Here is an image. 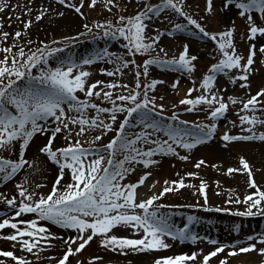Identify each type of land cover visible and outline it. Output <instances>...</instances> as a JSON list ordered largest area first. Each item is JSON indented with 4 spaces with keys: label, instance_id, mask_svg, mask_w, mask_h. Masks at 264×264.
Segmentation results:
<instances>
[{
    "label": "snow or ice",
    "instance_id": "1",
    "mask_svg": "<svg viewBox=\"0 0 264 264\" xmlns=\"http://www.w3.org/2000/svg\"><path fill=\"white\" fill-rule=\"evenodd\" d=\"M101 2L107 11L119 8L121 14L115 19L85 22L82 31L71 35L33 39L35 22L49 14L54 19L63 18L66 9L87 20L84 7L95 8L98 0H49L47 4L41 0L35 11L29 6L33 0L23 5L0 0V13L7 10V24H22L9 32L0 16V184L12 182L15 188L14 193L0 192V239L11 242L8 249L0 247V264H73L72 258L94 237L105 250L125 257L170 249L169 241H208L215 245L207 252L197 248L190 253L152 256L148 264H212L214 258L217 264H229L230 257L242 253L264 255V247H258L264 245V232L248 234L243 241L221 242L194 230L193 225L201 222L195 214H189L182 225L177 224L169 210L174 206L162 201L166 194L187 187L199 194L197 200L203 198L202 204L187 205L190 208L264 217V185L257 183L254 166L244 155H238L239 167H228L226 172L246 174V186L254 190L243 196L236 192L235 199L229 190L230 198L225 201L244 203V209L209 204L207 181L201 178L197 186L186 179L199 177L198 171L177 173L176 179H165L162 188L146 197L139 192L152 176L149 169L159 163L158 157L177 156L187 161L192 150L216 138L224 148L238 142L264 144V85L253 91L251 79L259 71L257 59L264 66V0H205L204 14L198 19L186 10L190 7L187 0H137L134 12L128 15L122 14L126 9L120 0ZM196 7L199 9V5ZM20 8L23 11H17ZM168 13L182 19L173 22ZM228 13H235L247 25L246 32L240 34L248 44L246 55L239 50L235 18L219 30L208 27L211 19L219 22L220 16ZM157 20L168 21L171 30L160 27ZM150 26L154 28L152 33L147 31ZM185 32L193 36L198 32L201 38L214 42L209 55L215 62L198 81L194 73L200 57L188 40L171 55L162 43L165 36L175 38ZM85 37L93 41L122 39L125 52L99 46L77 54L73 46ZM137 55L147 58L137 63ZM104 62L112 68L103 66ZM97 63H101L99 72L109 79H91L92 66ZM153 66L191 79L185 95L171 104L170 114L165 103L157 102L165 100L158 86L167 81L151 74ZM129 73L131 81L125 79ZM221 75L228 79L223 87L218 86ZM179 83L180 77L171 82L173 92L178 93ZM229 85L244 89V95L225 99L223 93ZM237 103L240 107H235ZM232 108L237 119L229 120V127L219 132L218 122L227 119ZM185 113H202L204 118L185 119ZM232 128L238 131L232 132ZM109 133L114 134L106 143L101 142ZM37 135L45 137L46 142L38 146L37 156L29 158ZM59 137L64 142L57 145L54 141ZM180 149L189 154H181ZM39 155L45 159H38ZM48 163L56 166L57 174L44 192L41 189L48 187ZM206 163L201 157L195 167ZM141 166L138 179H127ZM211 166L219 169L218 164ZM33 174L41 176L39 182L32 179ZM18 175L22 176L19 180ZM159 183L153 180L149 187ZM220 183L216 181L218 186ZM53 227L61 231H53ZM117 227L129 234H117ZM240 230V225H234L233 231ZM57 247L62 249L59 255H43ZM225 250L227 255H218ZM75 264L83 261L76 259ZM89 264L114 262L90 256ZM125 264L134 261L127 259Z\"/></svg>",
    "mask_w": 264,
    "mask_h": 264
},
{
    "label": "rangeland",
    "instance_id": "2",
    "mask_svg": "<svg viewBox=\"0 0 264 264\" xmlns=\"http://www.w3.org/2000/svg\"><path fill=\"white\" fill-rule=\"evenodd\" d=\"M41 0H33V4L29 5L33 7L34 11L39 8ZM49 0H44V3L47 4ZM142 2V0H141ZM152 3H157L158 0H151ZM11 3L16 4H27V0H11ZM120 3L124 5L126 9L122 14L128 15L134 12L135 6L137 4V0H120ZM188 5L190 7L186 9L190 11L195 18H199L200 15H203V9L205 7V0H187ZM197 5H199V9H197ZM55 7V5H53ZM18 11H23L22 8L17 9ZM66 15L63 18H52L50 22H35L31 28V35L33 39L37 37L40 39L46 38H54L59 35H71L75 31H82V24L85 22H91L96 19H115V17L121 14V9L113 8L111 12L107 11L103 7V3L101 0H98V4L95 8H89L87 5L84 7L83 11L86 13L87 20L85 18L80 17L78 14L74 13V10H65ZM51 15V14H49ZM48 15V16H49ZM169 18L173 22H180L182 18L177 17L174 13H168ZM219 15V14H218ZM0 16L4 17L5 20V30L9 32H13L17 27H22V24L17 25H8L7 24V10L3 13H0ZM230 18H235V24L237 29V43L239 45V50L243 52L245 55L247 53L248 44L245 39H241L240 34L246 32V23L235 16V13H228L227 15H221L220 21L218 22L216 19H211V22L208 24L209 29L219 30L223 27L224 23H227ZM156 24L160 25V27H166L171 30V26L168 21L157 20ZM149 33L154 31L153 27H149L147 30ZM188 40L191 45V49L193 52L199 53V59L196 61L197 69L194 73L197 81L201 77L202 73L207 70L211 63L215 62L214 57L209 55L214 50V42H210L208 38H201L199 33L193 36L190 33H177L175 38H169L165 36L162 43L167 46L169 55L173 54L176 49L180 46L181 42L184 40ZM124 41L122 39H97L95 41L89 40L86 37L81 39L77 46H73V51L77 54H83L95 47L106 46L112 52H118L123 54L125 49L123 47ZM2 55V53H0ZM259 55V54H258ZM147 58L146 56L137 55L135 57L137 63H142L143 59ZM101 63H97L92 66L93 76L91 79H109L106 75L99 72V67ZM103 66L112 68L110 63H103ZM256 67L259 69L252 77V87L253 91L257 89L258 86L264 85V66L260 65L259 59H257ZM151 74L154 77H163L167 83L165 85L158 86L159 93L165 95L164 101H157L158 103L163 102L166 104V111L171 113L173 109L171 108V104L176 102L180 97L185 95L186 89L191 86V79L188 75H181L180 73H176L170 70H162L158 67L153 66L151 69ZM177 77H180V83L178 85V93L173 92L170 87L171 82H173ZM125 79L131 81L132 74L129 73ZM228 83L227 77L221 75L218 77V86L223 87ZM81 96L83 93H79ZM197 93H193L195 95ZM224 98L227 99L229 95H236L237 97H241L244 95V89L239 88L235 85H229L224 90ZM97 102H101L97 99ZM184 107V106H180ZM235 107H240V104L237 103ZM91 114V113H90ZM197 116H200L201 119L204 118L202 113H185L183 114V118L194 120ZM237 119L234 108L230 109L227 113V119L221 118L219 123L218 131L222 132L226 128L229 127L228 121ZM232 132L238 131L237 128H232ZM114 133H109L108 136L102 138L101 142L106 143L110 136ZM46 142L45 137H40L37 135L34 142L31 144V148L28 152V157L32 158L33 156H37L38 154V146L42 145V143ZM62 137H59L54 143L57 145L63 143ZM202 150L206 152V154L202 153ZM181 154H189L185 150H179ZM4 155H9L7 152L3 153ZM244 155L247 159H249L250 163L254 166V178L256 179L258 184L264 185V144L259 142H238L232 143L228 148H224L221 146L218 138L214 139L211 142L205 143L204 145L198 146L196 149L192 150L190 153V159L185 161L181 160L177 156H163L158 157L159 163L155 166L150 167V171L152 172V176L148 179L150 184L153 180H159L160 183L156 184L154 188L148 187L141 192L142 197H146L151 195L153 192L158 191L163 187V181L165 179H176V174L179 173L183 175L188 171H198L200 176L197 178L187 177L186 179L192 180L194 184L199 185L200 179H204L208 183L207 193L209 198V204L216 205L219 207H229L232 209H244L246 205L244 203H232L226 204L225 201L230 198L229 190H231L232 199H235V193L239 192L241 196L250 192L254 189H249L246 186L245 181L247 180V175L244 173H236L233 175H229L226 172L228 167H239L238 155ZM207 161L206 164L202 165L199 169L195 167V163L201 158ZM38 159L44 160L45 157L42 155L38 156ZM212 164H218V168H213ZM46 175L48 179V187L41 189V191L47 192L51 186V183L54 181V177L57 174L56 166L48 163L46 165ZM142 166L137 168V171L134 175L129 176L127 179L132 180L133 182L138 179V177L142 174ZM25 172H31L30 169H25ZM22 176H17V180L21 179ZM32 179L39 182L41 176L39 174H33ZM147 180V181H148ZM216 181H220L219 186L216 184ZM142 187V186H141ZM140 187V188H141ZM139 188V189H140ZM219 188V194H217V190ZM0 192H4L5 194L14 193L15 188L13 187L12 182H8L6 184H0ZM176 196H165L162 198V201L166 204L173 205L171 209H169L173 213V219L177 222V224L182 225L186 222V218L189 214H195L200 217L201 222L199 224H194L193 228L196 232L201 235H207L213 239H217L221 242L224 241H232V240H240L243 241L246 235L254 233V232H264V217L255 216V217H242L236 215L235 213H227V212H217L215 210H209L205 208H190L187 205L195 204V203H203V198L201 197L197 200L198 193L194 194V190L191 188H183L178 192L174 193ZM234 225H240L241 230L239 233L233 231ZM5 231H11V229H6ZM53 231H61L59 227H53ZM117 234H129L125 229L120 227L116 228ZM74 234V233H73ZM172 244L170 250H163L160 252H154L150 255H143L136 257H125L120 255L119 253H115L112 251H107L103 246H101L96 237L93 238L92 241L89 242L85 248L72 258L73 264H75L76 259H80L83 261V264H89L90 256H102L105 261L112 260L114 264L118 262V264H125L127 259H132L134 264H148V261L152 256L157 255H169L176 254L180 252H187L188 248H192V251L197 248H203L205 252L211 250L215 245H212L208 241H200L197 244H193L191 242L180 243L178 241H169ZM59 245V241L56 242ZM11 242L0 239V247L5 249L10 248ZM75 247V245H73ZM181 247V248H180ZM188 247V248H187ZM258 247H264V245H258ZM174 249V250H173ZM169 251H172L168 253ZM62 252L60 247H57L51 251H46L43 253L44 256H52L59 255ZM190 253V252H189ZM19 254V252H18ZM219 256L227 255V250L218 254ZM243 261V264H261V261H264V255H260L256 251H251L249 253H242L237 256H232L229 258V264H240ZM42 264H47V261L42 262ZM52 264H55V261H52ZM212 264H217L216 259L214 258Z\"/></svg>",
    "mask_w": 264,
    "mask_h": 264
},
{
    "label": "bare ground",
    "instance_id": "3",
    "mask_svg": "<svg viewBox=\"0 0 264 264\" xmlns=\"http://www.w3.org/2000/svg\"><path fill=\"white\" fill-rule=\"evenodd\" d=\"M18 11V10H17ZM24 18H26V16L25 17H22V19H24ZM52 16L51 15H49L47 18H45L42 22H44V23H46V22H50V20H52ZM39 24H40V22H38ZM13 25H17L16 23H14L13 22ZM209 151H205V150H202V153L203 154H206V153H208ZM150 184V181L148 180V181H146V184L144 185V186H142L140 189H139V192H140V194H141V192H143L147 187H148V185ZM167 195V197L168 196H176V194H174V193H172V194H166ZM165 197H163V199H164ZM181 248V247H180ZM188 248V247H187ZM168 250H170V249H168ZM174 250V249H173ZM192 251V248H188L187 249V252H191ZM170 252H172V251H169L168 253H170Z\"/></svg>",
    "mask_w": 264,
    "mask_h": 264
}]
</instances>
